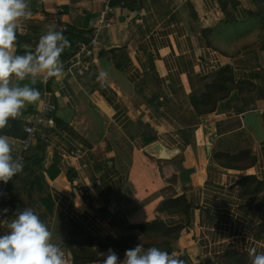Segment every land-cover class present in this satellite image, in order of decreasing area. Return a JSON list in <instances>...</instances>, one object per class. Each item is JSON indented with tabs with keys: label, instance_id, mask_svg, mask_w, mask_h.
I'll return each mask as SVG.
<instances>
[{
	"label": "crops",
	"instance_id": "1",
	"mask_svg": "<svg viewBox=\"0 0 264 264\" xmlns=\"http://www.w3.org/2000/svg\"><path fill=\"white\" fill-rule=\"evenodd\" d=\"M106 1L30 0L31 18L17 21L16 53L33 50L50 24L63 35L70 27L72 34L64 35L70 47L60 56L64 65L77 45L89 40V21ZM135 7L116 1L115 25L102 33L91 73L79 77L64 68L62 76L49 79L46 99L56 107L54 126L37 134L22 160L37 163L32 165V187L43 206L40 214L48 217L52 231L64 215L94 239L130 238L136 245L171 249L179 258L187 257L189 264L214 259L232 246L248 255L253 248L257 254L264 252V243L251 231L254 213L249 219L239 210L232 189L247 175L264 179V95L254 97L249 107L240 105L239 118L247 136L231 143L248 146L256 156V166L247 172L221 168L212 160L221 141L216 124L234 117V111L206 117L187 144L178 124L173 125L172 110L166 112L164 107L171 103L177 108L170 104L168 108L178 112L180 104L196 92L199 77L211 78L225 66L233 69L237 81L264 86L258 75L264 68V52L230 59L206 48L200 25L222 18L215 0H145ZM28 82L11 79L13 84ZM34 87L40 98L26 104L18 118L9 119L8 126L0 129L14 148V158L21 153L24 127L34 121L45 99L43 80L38 79ZM157 143L182 152L173 160L157 159L146 153ZM78 147L85 150L84 156L68 164L67 151ZM189 168L195 173L185 192L180 177L175 185L170 180ZM7 184L0 192V210H9L6 215L0 212V235L8 231L2 220L15 215L3 204ZM184 193L190 202L186 214L161 212L165 202ZM155 223L178 229V239L145 240L132 229ZM52 242L72 260L61 240Z\"/></svg>",
	"mask_w": 264,
	"mask_h": 264
},
{
	"label": "trees",
	"instance_id": "2",
	"mask_svg": "<svg viewBox=\"0 0 264 264\" xmlns=\"http://www.w3.org/2000/svg\"><path fill=\"white\" fill-rule=\"evenodd\" d=\"M116 1H111L113 7L116 5ZM143 1L145 0H119V3H128L136 8L135 5ZM215 1L222 15L221 20L213 19L205 26L200 25L201 38L206 48L230 59L253 52H264V0H250V3L246 0ZM187 6L193 7L190 2L187 3ZM195 19L197 20V17ZM136 21L137 19L133 23ZM71 34L72 30L69 27L64 35ZM22 52L24 51L22 50ZM258 75L264 83V68L258 72ZM198 81L196 92L185 104H180L178 112L168 108L170 104L176 109V105L171 103L164 105L167 109L166 112L170 113L172 110L174 114H171L174 120L173 125L178 124V129L181 130V134L185 136L188 144L197 126L206 117L234 111V117L218 121L216 124L217 135L220 136L221 141L219 146L214 149L212 160L224 169L242 172L253 169L257 164V158L248 146H232L231 143L247 136L239 118L240 105L244 108L249 107L254 103V97L263 96L264 86L237 81L230 66L217 69L211 78L208 76L199 77ZM2 133L7 134L8 132L4 129ZM23 164V172L8 182L3 192V204L10 206L15 213L26 207L33 208L41 220L46 223L48 217L40 214L43 206L35 199L32 187L34 175L32 165L37 163ZM29 173L31 176H28ZM179 177V175H175L170 180L171 184H177ZM3 184V182L0 184V192ZM173 189L174 187H171L169 190ZM232 189L237 193V199L240 202L239 210L249 219L250 215L254 213L255 222L251 231L258 241L264 243V179L255 175H247L242 177ZM187 190V187L183 189L185 192ZM189 208L190 202L184 193L165 202L161 207V212L182 215L186 214ZM258 220L259 222L255 224ZM47 225L52 232V240L62 241L72 257L73 264L103 262L106 257L102 253H107L109 248L117 253L120 260H123L125 251L136 246V242L130 238L127 240L113 237L94 239L64 215L59 217V222L53 231L50 223ZM132 229L139 231L140 236L145 240L167 238L174 242L179 237L178 229L169 230L162 223L139 225ZM128 244H130L129 248H127ZM148 247L150 246H145V248ZM168 252L170 253L171 249ZM181 259L185 264H189L187 257L183 256ZM200 264H250V258L248 254H243L235 246H232L214 259L203 258Z\"/></svg>",
	"mask_w": 264,
	"mask_h": 264
},
{
	"label": "clouds",
	"instance_id": "3",
	"mask_svg": "<svg viewBox=\"0 0 264 264\" xmlns=\"http://www.w3.org/2000/svg\"><path fill=\"white\" fill-rule=\"evenodd\" d=\"M31 16L30 0H0V129L8 126L9 119L18 118L26 104L40 98L34 87L38 79L60 77L64 72L60 56L70 42L55 25L46 27L33 50L16 53L17 21ZM13 77L29 82L13 84ZM13 151L9 138L0 135V181L4 184L24 170L22 159L14 158ZM8 211L0 210L5 215ZM2 221L8 231L0 235V264H66L61 247L52 242V232L33 208L18 210L14 218ZM102 255L106 257L103 264H185L175 253L154 246L146 249L142 243L127 249L123 260L111 248ZM249 258L250 264H264V252L257 254L255 248Z\"/></svg>",
	"mask_w": 264,
	"mask_h": 264
},
{
	"label": "built area",
	"instance_id": "4",
	"mask_svg": "<svg viewBox=\"0 0 264 264\" xmlns=\"http://www.w3.org/2000/svg\"><path fill=\"white\" fill-rule=\"evenodd\" d=\"M115 25V9L110 1H106L98 16L90 19L88 29L90 38L88 41L81 42L64 63V68L72 69L79 77H84L91 73L97 63L96 50L101 46V36L105 30ZM50 79V78H49ZM49 79L43 80L45 97L42 107L36 115L34 121L24 127L23 138L21 142V153L19 158L24 160L25 154L33 147L35 138L38 133L44 130L52 129L54 126V115L56 111L55 105L50 103L46 97L49 96L48 84ZM215 139L212 140V143ZM85 150L82 147L67 151L66 159L68 164L73 165L76 160L82 158ZM99 181H95V185H100ZM86 188H83L85 190ZM89 202V200H87ZM3 224V223H2ZM1 225V223H0ZM4 225V224H3ZM66 264H73L69 255L64 253ZM97 264H103L99 262Z\"/></svg>",
	"mask_w": 264,
	"mask_h": 264
},
{
	"label": "water",
	"instance_id": "5",
	"mask_svg": "<svg viewBox=\"0 0 264 264\" xmlns=\"http://www.w3.org/2000/svg\"><path fill=\"white\" fill-rule=\"evenodd\" d=\"M136 17H137V13H134L132 19L135 20ZM181 152L182 150L179 148L169 149L161 143H157L146 149V153H148L149 155L157 159H164V160H173ZM194 173H195L194 168H189L181 171L180 178L183 186L188 187L191 185V175Z\"/></svg>",
	"mask_w": 264,
	"mask_h": 264
},
{
	"label": "rangeland",
	"instance_id": "6",
	"mask_svg": "<svg viewBox=\"0 0 264 264\" xmlns=\"http://www.w3.org/2000/svg\"><path fill=\"white\" fill-rule=\"evenodd\" d=\"M34 193V192H33ZM258 222H259V220H258Z\"/></svg>",
	"mask_w": 264,
	"mask_h": 264
}]
</instances>
